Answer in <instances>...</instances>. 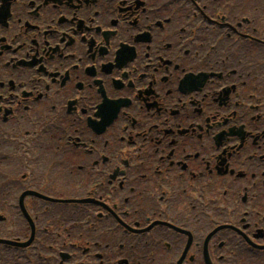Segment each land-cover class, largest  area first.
<instances>
[{
  "label": "flooded vegetation",
  "instance_id": "flooded-vegetation-1",
  "mask_svg": "<svg viewBox=\"0 0 264 264\" xmlns=\"http://www.w3.org/2000/svg\"><path fill=\"white\" fill-rule=\"evenodd\" d=\"M0 264H264V0H0Z\"/></svg>",
  "mask_w": 264,
  "mask_h": 264
}]
</instances>
